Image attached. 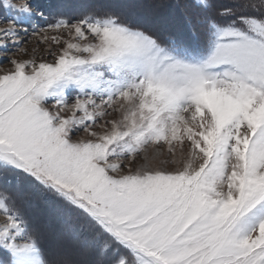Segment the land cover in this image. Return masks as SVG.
<instances>
[{"label": "snow or ice", "instance_id": "snow-or-ice-1", "mask_svg": "<svg viewBox=\"0 0 264 264\" xmlns=\"http://www.w3.org/2000/svg\"><path fill=\"white\" fill-rule=\"evenodd\" d=\"M0 264H264V0H0Z\"/></svg>", "mask_w": 264, "mask_h": 264}]
</instances>
